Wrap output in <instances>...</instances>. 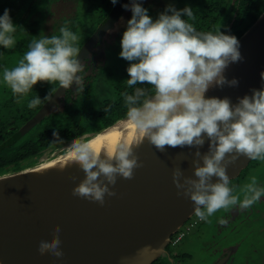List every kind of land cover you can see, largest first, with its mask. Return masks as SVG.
Masks as SVG:
<instances>
[{
    "label": "clouds",
    "instance_id": "9594fccd",
    "mask_svg": "<svg viewBox=\"0 0 264 264\" xmlns=\"http://www.w3.org/2000/svg\"><path fill=\"white\" fill-rule=\"evenodd\" d=\"M117 2L111 0L113 5ZM124 7L128 10L129 5ZM9 11L5 9L0 16V46L4 49L15 46L14 33L19 27L13 24ZM131 12L120 41L119 56L130 62L127 86L148 84L151 90L134 87L132 94L122 93L128 109L127 122L160 152L166 146L196 149L192 154L193 175H185L177 164L172 170V181L177 195L193 202L199 220L210 222L209 218L220 210L250 208L264 197V186L259 185L256 176H251L239 193L234 194L227 167L239 156L264 161V88L252 89L251 96L239 98L235 105L227 97H205L214 86L238 84L235 78L229 81L224 75L230 63L242 60L238 38L220 29L197 31L188 22L194 18L188 6L177 10L169 5L153 20L141 3L132 0ZM59 32L58 36L33 37L17 66L3 69V82L18 98L17 102L40 82L58 83L65 90L73 83L77 86L81 83L78 73L83 70V63L78 59L81 49L77 46L80 37L67 26ZM260 76L264 80V72ZM51 95L44 100H50ZM41 103L42 99L36 95L27 106L32 109ZM53 137V142H63L57 131ZM206 139L208 151L202 154L199 149ZM93 143L87 137H80L69 145L71 163L84 173L72 195L103 206L106 195H116L113 188L117 177L131 180L134 170L143 165L132 146L122 143L114 152L101 154ZM220 223L227 221L221 219ZM60 232L57 225L51 240L39 242L41 256L63 257Z\"/></svg>",
    "mask_w": 264,
    "mask_h": 264
},
{
    "label": "flooded vegetation",
    "instance_id": "af4514ba",
    "mask_svg": "<svg viewBox=\"0 0 264 264\" xmlns=\"http://www.w3.org/2000/svg\"><path fill=\"white\" fill-rule=\"evenodd\" d=\"M121 1L118 0L113 5L111 0H0V16L5 9L10 10L13 24L19 26L14 33L15 46L12 49L0 46V142L17 137L15 143L20 144L17 146L21 148L18 151L21 156L19 163L23 166L17 172L64 155L69 151L73 139H90L127 117L128 109L122 93L132 94L134 87L151 90V85L148 84H138L133 88L127 86V67L130 62L122 59L119 53L123 32L127 28V21L132 17V0H128V10L119 6ZM199 1L197 6H193L191 2H179V10L185 6L192 8L194 18L188 22L193 24L197 31H209L206 25L219 24L222 17L216 22L215 17L220 16L224 10L241 8L240 0ZM137 2L148 10V15L153 20L169 5L176 8L174 0ZM182 19L188 18L182 16ZM63 26H67L80 37L77 46L81 49L78 59L83 63V70L78 73L81 83L78 86L73 83L65 90L59 88L58 83L40 82L34 85L27 97L17 102L18 98L13 96L3 82V69H11L18 64L28 51L33 37L58 36L59 29ZM60 89L62 93L53 101ZM49 93L52 94L51 99L44 100ZM36 95L42 99V103L29 109L28 102ZM51 103L52 108L48 113L35 121ZM62 124L68 127L67 131H63ZM54 131H57L63 140L62 143L56 141L59 146H56L57 143L49 145V142L54 141ZM64 132L66 133L63 134ZM253 161L244 171L252 167ZM263 168V161L253 166L252 176L257 177L260 186H264V173L261 174ZM3 169L5 170L2 173L11 174L14 173L15 166L7 165ZM243 172L238 178L242 177ZM243 177L235 184L237 186L234 188V194L239 193L240 188L246 184L244 182L248 183L251 176L246 173ZM194 217L195 215L183 228H186ZM213 217L209 218L210 222L200 220L176 245L172 243L180 230L173 234L167 246L168 255L152 264H247L251 254L264 251V197L248 209L235 207L227 211L220 210ZM221 219L227 223L221 224ZM207 226L212 229H207ZM188 236L191 237L188 241L190 244L181 249L183 241L189 239ZM193 242L198 251L193 250ZM175 247L180 251L173 252L171 248ZM240 249L245 252H240ZM262 257L264 263V252Z\"/></svg>",
    "mask_w": 264,
    "mask_h": 264
},
{
    "label": "water",
    "instance_id": "95a60500",
    "mask_svg": "<svg viewBox=\"0 0 264 264\" xmlns=\"http://www.w3.org/2000/svg\"><path fill=\"white\" fill-rule=\"evenodd\" d=\"M127 4L128 0H122L119 6ZM238 40L242 60L230 63L224 72L227 80L235 78L238 84L214 86L205 93L206 98L227 97L235 105L239 98L251 96L252 89L264 88L260 76L264 72V13ZM60 93L62 89L53 101ZM51 108L52 103L35 121ZM121 122L128 123L127 117L89 140ZM123 140L115 148L104 147L99 152L112 153L123 143L134 147L143 166L134 170L131 180L118 176L113 188L116 195H106L103 206L72 195L84 173L71 163L68 152L50 159L57 161L52 166L43 167V163L0 175V264H152L168 255L171 236L195 215L190 198L177 195L172 170L178 164L185 175L192 176L196 149L166 146L160 152L137 134L130 144ZM208 146L206 139L199 151L206 153ZM251 161L239 156L229 164L230 181L238 178ZM72 176L77 179L73 181ZM57 225L61 228L63 257L41 256L39 242L51 240ZM146 246L148 250L140 254Z\"/></svg>",
    "mask_w": 264,
    "mask_h": 264
},
{
    "label": "trees",
    "instance_id": "16d2710c",
    "mask_svg": "<svg viewBox=\"0 0 264 264\" xmlns=\"http://www.w3.org/2000/svg\"><path fill=\"white\" fill-rule=\"evenodd\" d=\"M240 10H224L220 16L215 17V22L219 20V24L206 25L209 31L219 30L225 34L236 36L238 39L242 37L253 26L257 19L264 13V0H240ZM231 3H228V7ZM212 12V11H211ZM214 22V21H213ZM204 28V27H203ZM63 126V131H67V126ZM64 132L63 134H65ZM17 137H13L4 142H0V175H3V169L7 165L14 164L15 171H19L23 166L19 163L21 159V148L16 144ZM57 143V144H56ZM59 146L58 142H49V145ZM45 145V144H44ZM61 145V144H60Z\"/></svg>",
    "mask_w": 264,
    "mask_h": 264
},
{
    "label": "bare ground",
    "instance_id": "6f19581e",
    "mask_svg": "<svg viewBox=\"0 0 264 264\" xmlns=\"http://www.w3.org/2000/svg\"><path fill=\"white\" fill-rule=\"evenodd\" d=\"M123 128V129H120ZM141 135L138 133L137 129L134 125L131 123H124L121 122L120 125H116L114 128L107 130L103 133H101L96 138H92L94 143L93 147L94 149L99 152L101 148L107 147V148H115L120 142V140L123 138L126 143L130 144L131 139L135 135ZM91 139V140H92ZM67 157L71 158L70 152H68ZM64 158H61V160ZM56 160L49 161L43 164V167L52 166L56 163Z\"/></svg>",
    "mask_w": 264,
    "mask_h": 264
},
{
    "label": "rangeland",
    "instance_id": "374dc122",
    "mask_svg": "<svg viewBox=\"0 0 264 264\" xmlns=\"http://www.w3.org/2000/svg\"><path fill=\"white\" fill-rule=\"evenodd\" d=\"M174 2H175V4H176V9L177 10H179V2L182 4L183 2H186V3H192L193 4V6H197L198 4H199V0H174ZM195 11V10H194ZM17 66V65H16ZM67 152H69V151H67ZM66 152V153H67ZM65 153V154H66ZM64 154V155H65ZM62 156V155H61ZM57 157H59V156H57ZM54 158H56V157H54ZM52 159V158H51ZM50 160V159H49ZM261 162H262V160H254L253 162H252V164H251V166L252 167H249L246 171H244L243 172V174H242V177L241 178H238V180L237 179H235V180H232L231 182H230V187H233V188H235L237 185H235V184H237V183H239L244 177V175L246 174V173H248L249 174V176H252V175H254V171H253V166H256V165H258V164H261ZM263 163H264V161H263ZM38 166V165H37ZM34 168V167H33ZM260 172H261V170H260ZM262 173H264V168L262 169V172H261V174ZM3 174H9V173H3ZM260 174V175H261ZM244 183H247V182H244ZM213 217V216H212ZM194 218H198V217H194ZM214 218V217H213ZM207 229H212V227H210V226H207L206 227ZM187 238H189V236L187 237ZM191 238V237H190ZM185 239V241H183V244H182V247H181V249H184L185 247H187L190 243L188 242V241H190L191 239ZM218 239H219V237H218ZM188 242V243H187ZM231 243V242H230ZM192 247H193V250L194 251H198V248H196V245H195V242H193L192 243ZM172 249V251L173 252H176V251H180L179 250V248L178 247H175V248H171ZM244 249V248H243ZM240 252H245L244 250H242V249H240L239 250ZM251 252H253V251H251ZM263 252L264 251H260V252H257V253H254V254H251V256H250V261H249V263H247V264H264V263H262V260H263V257H262V254H263ZM197 260L199 261V258H197Z\"/></svg>",
    "mask_w": 264,
    "mask_h": 264
},
{
    "label": "built area",
    "instance_id": "2783aa9c",
    "mask_svg": "<svg viewBox=\"0 0 264 264\" xmlns=\"http://www.w3.org/2000/svg\"><path fill=\"white\" fill-rule=\"evenodd\" d=\"M199 218H195L194 220H191L188 224H187V227L186 228H183L181 227L179 230V234L177 235V238L174 239L173 241V245H176L182 238L183 236L185 235V233L187 231H189L190 229H193L198 223H199ZM188 222V221H187ZM186 222V223H187Z\"/></svg>",
    "mask_w": 264,
    "mask_h": 264
}]
</instances>
